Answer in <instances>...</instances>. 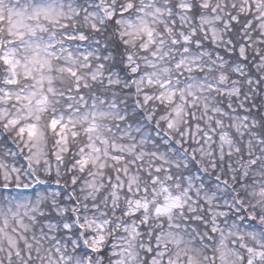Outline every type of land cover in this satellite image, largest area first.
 Returning a JSON list of instances; mask_svg holds the SVG:
<instances>
[{"label":"snow or ice","instance_id":"1","mask_svg":"<svg viewBox=\"0 0 264 264\" xmlns=\"http://www.w3.org/2000/svg\"><path fill=\"white\" fill-rule=\"evenodd\" d=\"M0 264H264V0H0Z\"/></svg>","mask_w":264,"mask_h":264}]
</instances>
